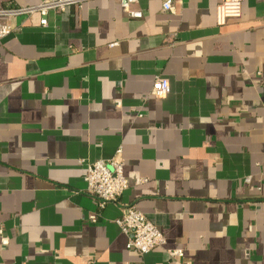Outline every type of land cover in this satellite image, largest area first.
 Listing matches in <instances>:
<instances>
[{
	"label": "crops",
	"instance_id": "crops-1",
	"mask_svg": "<svg viewBox=\"0 0 264 264\" xmlns=\"http://www.w3.org/2000/svg\"><path fill=\"white\" fill-rule=\"evenodd\" d=\"M220 1L166 12L137 0L132 18L119 0H84L46 25L11 21L0 41V264H264V0H242L240 18L219 26ZM158 76L170 84L160 99ZM113 158L128 188L100 208L86 163ZM126 206L163 247L127 248L115 223Z\"/></svg>",
	"mask_w": 264,
	"mask_h": 264
},
{
	"label": "built area",
	"instance_id": "built-area-1",
	"mask_svg": "<svg viewBox=\"0 0 264 264\" xmlns=\"http://www.w3.org/2000/svg\"><path fill=\"white\" fill-rule=\"evenodd\" d=\"M84 0H40L34 6H16L11 3L0 5V41L10 35L14 28L11 21L22 16L38 15L39 23L46 25V16L50 11L63 12L70 6H80ZM176 0H163L162 9L166 12L173 10ZM137 0H119L122 9L132 18H140L142 13L131 9ZM242 0H221L216 6L215 21L223 25L229 19H238L241 16ZM170 92L169 81L161 76L155 78L151 95L163 98ZM119 153V152H118ZM124 162L120 158L110 160H96L86 163L84 176L85 190L94 196L98 206L103 208L109 202H117L121 194L128 188V182L123 174ZM249 181V178H246ZM90 222H97V215L88 216ZM121 231L127 236V248L134 249L139 254H146L154 249L163 247L166 239L163 233L146 216L134 206H126L125 211L115 220ZM2 245L8 240L1 237ZM172 258L182 259L184 252L181 249H166Z\"/></svg>",
	"mask_w": 264,
	"mask_h": 264
}]
</instances>
